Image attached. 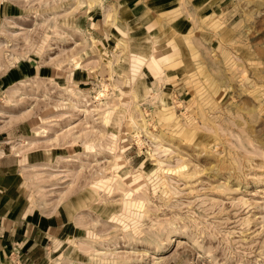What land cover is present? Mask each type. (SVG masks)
<instances>
[{"label":"rangeland","instance_id":"rangeland-1","mask_svg":"<svg viewBox=\"0 0 264 264\" xmlns=\"http://www.w3.org/2000/svg\"><path fill=\"white\" fill-rule=\"evenodd\" d=\"M82 2L0 0V168L68 223L0 264H264V0L225 4L168 116L119 92Z\"/></svg>","mask_w":264,"mask_h":264},{"label":"crops","instance_id":"crops-1","mask_svg":"<svg viewBox=\"0 0 264 264\" xmlns=\"http://www.w3.org/2000/svg\"><path fill=\"white\" fill-rule=\"evenodd\" d=\"M93 1L78 8L103 14L94 37L113 56L111 76L119 92L150 102L161 116L189 102L208 62L207 48L222 45L212 24L229 0ZM218 54L223 59L224 51ZM67 224L63 213L31 209L21 173L0 168V251L12 245L30 249L60 236Z\"/></svg>","mask_w":264,"mask_h":264}]
</instances>
